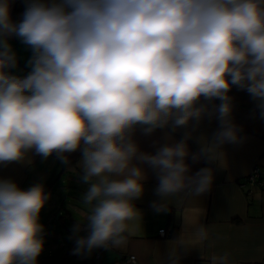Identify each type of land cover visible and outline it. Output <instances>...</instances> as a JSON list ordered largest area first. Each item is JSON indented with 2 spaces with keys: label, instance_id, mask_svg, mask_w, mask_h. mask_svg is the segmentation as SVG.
<instances>
[{
  "label": "clouds",
  "instance_id": "clouds-1",
  "mask_svg": "<svg viewBox=\"0 0 264 264\" xmlns=\"http://www.w3.org/2000/svg\"><path fill=\"white\" fill-rule=\"evenodd\" d=\"M12 4L0 0V168L31 166L36 156L71 165L80 153L79 171H69L86 185V212L71 229L73 255L127 245L143 219L135 202L149 171L155 213L212 190L215 169L193 173L192 164L223 166L224 146L245 142L233 88L264 120V0H23L18 22ZM13 38L30 53L23 69ZM205 118L218 121L211 137L196 135ZM157 130L164 142L143 151L137 133ZM50 198L42 181L25 188L0 176V264H39ZM205 215H178L181 229L161 264H180L192 250L204 264H234L228 251H205L222 239Z\"/></svg>",
  "mask_w": 264,
  "mask_h": 264
},
{
  "label": "crops",
  "instance_id": "crops-1",
  "mask_svg": "<svg viewBox=\"0 0 264 264\" xmlns=\"http://www.w3.org/2000/svg\"><path fill=\"white\" fill-rule=\"evenodd\" d=\"M15 1L12 4V19L18 22L24 7L13 12ZM11 43L20 57V67L23 69L30 53L15 38ZM230 95L234 97L233 120L242 128L241 135L246 137L245 142L241 145L224 146L226 157L223 166L208 164L204 160L192 164L191 159L188 160L192 164L193 173L202 167L215 169L212 190L199 197L198 202L173 205L167 212L155 213L151 204L158 199L154 194L157 182L149 171L144 195L135 202L137 208L143 211V219L133 223L127 245L119 250L109 252L98 249L86 258L72 254L74 241L69 237L77 222V217L73 216L76 214L73 213L78 212L77 215L82 217L86 212V208L80 203V195L86 190V185L79 181L74 171H69L70 167L79 171V152L71 154V165H63L54 157L41 161L36 156L31 166L13 163L0 168V176L15 179L21 187L26 188L42 181L46 191L51 193V198L41 212L45 240L49 239L50 245L45 243L44 251L38 258L39 264H71L73 256L79 259L77 264H129L123 261V257L132 254L135 261L131 264H161L167 241L181 229L182 219L178 215L188 214L199 218L204 210L206 215L202 222L208 224L213 236L219 234L222 237L216 242L215 248L205 249L206 252L228 251L234 264H264V186L243 182L244 176L255 164H259L264 175V120L253 115L254 102L246 92L233 88ZM217 127L218 121L215 118H205L196 135L211 137ZM172 135L175 140H179L183 130ZM163 137L164 131L157 130L151 136L137 133L136 139L143 151L155 152L154 142L163 143ZM189 147L191 152L199 150L195 140L189 141ZM66 218L70 220L69 227L65 225ZM160 229L164 230L162 235ZM180 264L204 262L199 250H192L182 257Z\"/></svg>",
  "mask_w": 264,
  "mask_h": 264
},
{
  "label": "built area",
  "instance_id": "built-area-1",
  "mask_svg": "<svg viewBox=\"0 0 264 264\" xmlns=\"http://www.w3.org/2000/svg\"><path fill=\"white\" fill-rule=\"evenodd\" d=\"M243 182L248 184V185L257 184V185L264 186V175H262L259 164L253 165V167L250 169V172L246 176H244ZM163 231H164L163 229L159 230L161 235L163 234ZM101 251H104V250L101 249ZM123 261L125 263L131 264L132 262L135 261V256L133 254L132 255H125L123 257Z\"/></svg>",
  "mask_w": 264,
  "mask_h": 264
},
{
  "label": "rangeland",
  "instance_id": "rangeland-1",
  "mask_svg": "<svg viewBox=\"0 0 264 264\" xmlns=\"http://www.w3.org/2000/svg\"><path fill=\"white\" fill-rule=\"evenodd\" d=\"M77 213H78V212L73 213V214H76V215H73V216H75V217H77V218H82V217H83V216H82V217H81V216H78ZM64 221H65V225L69 227V225H70V220L66 218ZM70 227H71V226H70ZM61 228H62V227H61ZM48 240H49V239H46V240H45V243H47V245H50V242H49ZM45 254H46V253H45ZM46 255H48V254H46ZM69 257H70V255H69ZM68 259L70 260V258H68ZM68 259H67V260H68ZM78 260H79V259H78L76 256H73V257L71 258V264H77V263H78V262H77ZM68 264H70V263H68Z\"/></svg>",
  "mask_w": 264,
  "mask_h": 264
},
{
  "label": "trees",
  "instance_id": "trees-1",
  "mask_svg": "<svg viewBox=\"0 0 264 264\" xmlns=\"http://www.w3.org/2000/svg\"><path fill=\"white\" fill-rule=\"evenodd\" d=\"M23 7H24L23 0H16L15 4H14V11L13 12L19 11Z\"/></svg>",
  "mask_w": 264,
  "mask_h": 264
}]
</instances>
